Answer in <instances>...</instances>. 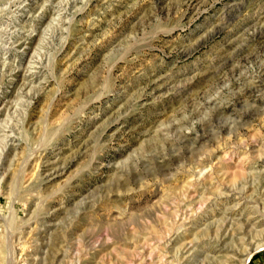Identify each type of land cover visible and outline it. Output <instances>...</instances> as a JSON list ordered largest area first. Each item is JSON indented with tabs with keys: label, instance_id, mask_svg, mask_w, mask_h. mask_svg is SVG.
<instances>
[{
	"label": "rangeland",
	"instance_id": "obj_1",
	"mask_svg": "<svg viewBox=\"0 0 264 264\" xmlns=\"http://www.w3.org/2000/svg\"><path fill=\"white\" fill-rule=\"evenodd\" d=\"M262 239L264 0H0V264Z\"/></svg>",
	"mask_w": 264,
	"mask_h": 264
},
{
	"label": "bare ground",
	"instance_id": "obj_2",
	"mask_svg": "<svg viewBox=\"0 0 264 264\" xmlns=\"http://www.w3.org/2000/svg\"><path fill=\"white\" fill-rule=\"evenodd\" d=\"M259 82V81H258ZM12 146V145H11ZM178 221V220H177ZM175 222V221H174ZM178 224V223H177ZM183 226V225H182ZM180 227V226H179ZM176 229V228H175ZM172 230H173V227H172ZM169 233V232H168ZM172 235V234H171ZM253 238V237H252ZM165 240V239H164ZM168 240V239H167ZM167 240H165L166 242H167ZM170 240V239H169ZM254 240V239H253ZM163 243H164V241H162ZM165 242V244H164V247L166 248V247H168V244L169 243H166ZM253 242V241H252ZM256 242V241H255ZM176 243V242H175ZM180 243H182V242H180ZM247 244V243H246ZM254 244V243H253ZM248 245V244H247ZM185 246V245H184ZM264 246V239H262V241H260V242H256L254 245H252V246H250L249 248H247L246 250H245V252H244V255H243V258L239 261V263L238 264H246V262L248 261V259H249V257L251 256V254L255 251V250H257V249H259V248H261V247H263ZM183 248V247H182ZM181 248V249H182ZM161 251V250H160ZM158 252H159V250H158ZM162 252V251H161ZM165 252V251H164ZM142 253V252H141ZM140 253V254H141ZM167 253H168V251H167ZM170 253V252H169ZM141 260L139 261V262H137L138 264H150L149 262L147 263V260H146V258L143 256V254H141ZM173 258V257H172ZM160 259V258H159ZM136 263V264H137ZM157 264V263H156ZM158 264H159V262H158Z\"/></svg>",
	"mask_w": 264,
	"mask_h": 264
}]
</instances>
